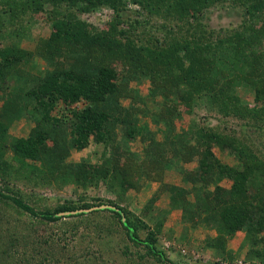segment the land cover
I'll return each mask as SVG.
<instances>
[{"label": "trees", "instance_id": "1", "mask_svg": "<svg viewBox=\"0 0 264 264\" xmlns=\"http://www.w3.org/2000/svg\"><path fill=\"white\" fill-rule=\"evenodd\" d=\"M130 5L138 7L141 10L140 15L145 12V18L142 17V20L126 18ZM216 6H230L240 10L244 16L242 25L217 35L215 32L207 31L200 16ZM102 8L113 11V21L118 26L126 23L130 28L118 31L115 29L111 33L99 32L79 17ZM42 15L48 16L47 20L50 19L52 27L50 38L37 49V53L47 64L45 73L35 75L22 68L21 63L26 54L20 53L19 48L7 47L0 51V89L2 92L7 88L11 90L9 94L4 93L1 97L6 103L0 110V146L4 147V149L2 147L3 153L12 152L20 166L26 167L24 161L27 160L62 162L65 152L60 148L57 151L56 144L70 146L78 151L85 150L91 140L97 145L105 144L112 135L117 137L118 125H121L123 134L126 130L129 136L135 138L137 132L132 129L129 131L127 119L120 113L117 116L116 113H114L116 115L108 114L107 111L110 106H117L115 103L119 98H116V95L122 86L116 83L119 72L126 73L127 77H129L127 73H131L132 79L138 80L139 83L146 77L152 79L154 83L158 82L159 86L179 82L178 90L171 93L175 97H177L175 93L179 94V97L185 101L192 99V102L197 103L200 96L193 95V68L196 67L193 65L191 68V59L201 70L209 71V74L207 71L202 74L204 81H209V91L207 90V94L203 95L209 112L216 113L224 119H233L241 127H246L245 124L250 121L248 118L252 116L251 119H254L257 129L264 128V108L252 110L249 103L243 102L233 95L234 92L233 94L230 92L233 86H243L254 93L257 102L263 99L264 49L256 53L253 39L257 35L253 27L264 24V0H1L0 2V24L5 20L3 27L9 24L15 28L14 38H29L30 27L35 26ZM155 17L164 21L163 25H158V30L166 28L169 21H175L169 33L172 34L171 39L168 41L167 35L164 41L166 47L158 51H154L146 43L144 45V38L147 40L149 37L144 36L146 34H139V31L146 29L145 25ZM193 23H197L196 26L199 27L193 37L180 39L173 35L175 28L180 32L185 26ZM148 41L150 42V39ZM208 50L214 53L213 61L199 57L212 53ZM248 51L250 54L246 53ZM256 54H261L259 63L254 62ZM110 55L113 57L108 66L105 61ZM97 56L96 59H100L98 62L95 59ZM61 60L62 64L68 62L67 65L70 67L61 69ZM98 63L102 65L99 66ZM119 64L123 65L125 72L122 69L116 70ZM185 66L191 70L189 68L186 70ZM51 67L53 70H50ZM245 67L248 69L247 72ZM217 70L218 73H214ZM191 71L192 76H190ZM167 74L170 76L168 77ZM165 77L168 82L161 81ZM12 78L25 79L22 84L16 82L10 86L8 83ZM195 84L197 86L195 93L202 91L206 93V87H201L203 90L200 91L197 82ZM81 101L87 104L84 108L72 109ZM56 112H62L61 117L54 115ZM142 112L148 113L145 110ZM164 113L165 111L155 113V120L156 117L159 119L160 116H164ZM21 118H31L35 127L28 138L14 139L10 142V147H6L8 140L4 127ZM168 120L170 122L173 117L166 121ZM224 133L225 131L219 129H203L197 137L199 146L181 152L176 162H168L165 167L163 164L160 165L162 166L160 172L165 168L176 167V170L182 174L185 186L162 184L160 193L168 195L169 209L155 216V210L151 205L160 197L155 196L146 206L147 220L130 211L129 206L126 205L129 191L139 189L143 172L137 170L125 173L118 167L120 161L108 162L107 159L105 160L106 155L101 166L81 162L74 170V176L78 183L99 186L101 181L107 180L110 175L111 179L105 182L110 184L111 190L117 192V202L109 201L105 204L101 202L95 205L68 202L56 204L55 207L50 203L45 205L44 210H40V206H37V209L27 203L22 193L11 187V179L19 178L6 176L7 170L11 168L9 165L5 167L2 165L0 208L11 205L20 215L25 214L33 220L51 224L62 223L67 218L84 219L88 216V223L85 219V226L93 230V233L111 236L115 232L122 237L123 242H128L123 249L120 248V252L126 262L133 264H176L166 254V249L159 245V237L164 230V217L171 209L180 210L184 222L190 223L193 228L204 225L209 230L215 228L220 232L217 238L206 242V248H211L219 257L229 260L236 257L237 253L227 250V245L237 232L244 231L246 234L244 246L249 245L251 248L247 259L259 260L264 264V247H262L264 246V155H257L251 148L253 142L248 135L243 134L241 139L237 132H233V135ZM142 134L145 135L146 132ZM52 140L54 147L48 145ZM228 143L233 145L230 150L231 155L237 157L233 166L222 163L212 151L213 146L225 149L224 146ZM151 146L149 152L152 150ZM124 152L128 155L132 154L129 148H125ZM118 154L121 156L115 151L111 155ZM196 156L199 166L192 171H186L183 164L193 162ZM148 175L155 180L161 179L159 173L150 172ZM226 180L232 181L229 189L220 185ZM100 206H111L115 209L94 210L86 215V210ZM6 218V216L0 217V226L10 224ZM115 226L117 229L114 228ZM1 231L0 264L34 262L35 258L29 255L27 249L17 248L18 240L13 235ZM6 239L10 241V245L7 243L8 246H4L3 243ZM45 242L49 241L45 240ZM61 261L59 257L55 263L63 264L64 262ZM89 263L97 264L96 258L92 257Z\"/></svg>", "mask_w": 264, "mask_h": 264}, {"label": "rangeland", "instance_id": "2", "mask_svg": "<svg viewBox=\"0 0 264 264\" xmlns=\"http://www.w3.org/2000/svg\"><path fill=\"white\" fill-rule=\"evenodd\" d=\"M49 8L51 7L49 6ZM139 11L141 10H139L138 7L130 5L126 18L142 20V17L145 18L146 13L144 12L140 15ZM113 16V11L108 8H102L92 13L79 15L82 21L92 25L93 28L99 32L108 31V33H111L115 31V29L118 31L119 29L130 28V25L126 23L118 26L117 23L113 21ZM47 17V15H42V18H39L40 21L35 26L30 27L29 38H14L13 32L16 31L14 30L15 28L11 27L9 24L3 27L5 25V20L0 24V27H3L2 29L0 28V51L3 50L2 48L7 47L13 49L19 48L18 50L20 53L26 54L21 63L22 68L35 75H40L41 72L45 73L47 69L46 62L41 58L40 54L37 53L39 45L44 44L45 40L50 38L52 33L51 21L49 18L48 21ZM200 18H202L201 22L206 26V30L215 32V35H217L222 31L233 30L241 26L244 16L242 12L236 8L230 6H216L202 13ZM163 23L164 21L162 19L155 17L152 21H149L148 25H145L146 29H141L139 31V34H146L144 36L149 37L147 40L144 38L143 44L145 45L146 43L147 46L153 48L154 51L165 48L164 41L167 35L168 41L172 36V34L169 33L171 27L175 25V21H169L166 28L158 30V25H163ZM196 25L197 23L189 24L187 27L185 26L186 28L184 27L181 29L180 32L175 28L173 30V35L178 38L180 37V39L187 36L193 37V35L197 33L196 30L199 28ZM134 29L136 30V27H134ZM163 29L167 30L164 31ZM253 30L257 35L256 38L253 39V43L255 44L254 48L257 51L256 53H259V50L262 51L264 49V24L255 25ZM149 39L150 42L148 41ZM208 51L212 53H206V58L203 56L199 57L206 61H213L212 54L214 53L213 51ZM14 53L16 54L17 50ZM246 53L250 54L249 51ZM256 55L257 57L254 62L259 63L261 54ZM103 57L104 56H102V58ZM112 57L111 55L107 57L108 60L106 59L107 61H105L106 65H110ZM96 58H98V56L95 57V59ZM96 60L98 62L100 59ZM60 63L61 69L70 67L67 65L68 62L62 64L61 60ZM98 65L101 66L102 64L98 63ZM145 65L147 66V64ZM193 65L196 68H193ZM122 66L123 65L120 64L117 65L116 70L121 71L122 69L124 71ZM149 66L150 65H148V67ZM190 66L194 69H192L194 72V81L192 82V87L194 89L193 95L200 96L197 103L194 101L192 102V99L185 101L179 97V94L175 93L176 96L179 97L177 98L171 93V91L176 92L178 90V87H180L179 82L176 84L159 86L158 82L154 83L152 79L148 77L139 83L138 80L132 79V76H130L132 75L131 73H127L129 77L126 76V73H117L116 83L122 85L116 95V98L118 97L119 99L115 103L117 106H110L107 111L108 114L116 113L117 116L121 114L122 117L127 119L129 127L125 125L128 127L129 131L132 129L137 132L135 138L129 136L126 130V135L123 134L121 125H118L116 128L117 137L112 135L105 144L97 145L91 140L90 145L82 151H78L76 148L70 146H68L70 147L68 148L66 145L56 144L57 151L60 148V150L65 152V157L62 162L57 163L51 161L50 163L47 161L34 162L27 160L24 161L26 167L20 166L15 161V156L12 152L8 154L3 153L4 147L0 146L1 169L2 165L3 167L9 165L11 169L7 170L6 176H16L19 178L18 180L15 178L11 179V187L15 191H20L23 195L21 196L27 203L35 208L40 206V210H44L45 205H50V203L54 206L56 204L61 205L68 202L78 205L84 203L95 205L101 202L105 204L109 201L117 202V192L111 190L110 184L105 182L111 179L110 175H108L107 180L101 181L99 186H91L88 183H78L77 178L74 176V170L77 169V166L81 162L90 163L92 166H101L103 164V158L106 155L107 158H105V160L107 159L108 162L111 161L115 163V161H120L118 167L124 170L125 173L135 172L137 170L140 173L143 172L141 184L138 186L139 189H132L129 191L126 196L128 199L126 205L129 206L130 211L142 218L145 217L144 219L147 220L148 215L145 214L148 213H146L145 209L155 196H160L159 199L151 205L155 210V216L169 206L168 195L166 193H160L162 184L179 187L185 186L182 174L176 170V167L170 169L165 168L164 171L160 172L162 170V166L160 165L163 164L165 167L168 162H176L177 156L180 155L181 152L199 146L197 137L203 129H219L225 131L224 134L229 135H233V132H237L238 137L241 139L242 136H244L243 134L246 136L248 135L253 142L251 148L254 149L257 155H264V128L257 129V126L254 124V119H251L252 116L248 118L250 121H247L246 124L244 123L246 127H241L240 124L233 119H224L216 113L209 112L206 99L203 97V95L207 94L209 81H204V77L202 76L208 69L201 70L192 59L190 60ZM159 68H161V66H159ZM188 68L189 67H186V70ZM191 68H189V70H191ZM50 70H53V68L51 67ZM247 71L248 69L245 67V72ZM193 72L190 73V76L193 75ZM207 73L209 74V71H207ZM214 73H218V70L216 72L214 71ZM171 74L174 75L172 71ZM167 76L169 77L170 75L167 74ZM13 78L9 81L8 85L12 86L16 82L18 84L24 83L23 79L25 78H18L17 80ZM161 81L168 82L166 77L161 79ZM196 82L200 91L203 90L201 87H206V93H202L203 91L195 93L197 88ZM203 83L205 85H203ZM230 90L232 94L234 92L233 95L235 97L242 99L245 103H249L252 110L254 108H264V94H262L263 99L257 102L254 93L243 86H233ZM10 91L9 88H7L5 92H2L0 89V110L6 103L1 97L4 93L9 94ZM86 105L87 104L81 101L79 104L74 105L72 109H82ZM143 110L148 113L142 112ZM161 111H165L164 116H160L159 119L156 117L155 120L154 114H159ZM62 112H56L54 115L61 117ZM172 117L173 120L170 122L169 120L166 121L167 119H172ZM4 121L8 123V121ZM251 125L254 127H251ZM34 127L35 123L31 118H21L12 123H8L6 128L4 127L8 140L6 147H10V142L14 139L28 138ZM144 131L146 132L145 135L142 134ZM144 137L146 140H144ZM53 143V140L49 141L48 145L54 147ZM234 145H236L235 142ZM150 146L152 150L149 152ZM125 148H129L132 154H126L124 152ZM224 148L225 149L219 146H213L212 151L222 163L233 166L237 160V157L231 155L230 150L233 148V145L228 143ZM114 151L120 153L121 156H119V154L116 156L111 155ZM198 161L196 156L193 162L183 164V168L186 169V171H192L199 166ZM150 172H152V174L159 173L161 175L160 181L150 177L148 175ZM91 176H88V178ZM2 182L5 183V181ZM220 185L229 189L231 188L232 181L226 180ZM212 189H214V186ZM175 212L179 211L177 210ZM181 212H179V214L182 215ZM89 213L90 212H86V215ZM1 216H6V220L10 221L8 225L0 226V228H2L0 229L2 230L1 232L5 231L13 235V237L18 240L17 248L27 249L29 255L35 258L34 262L30 264H57L55 262L59 257L62 259L61 262H64L63 264H84L85 262V264H90L89 260L92 257L96 258L97 264H133L132 262H126L120 252V248L123 249V246L127 245L128 242H123L122 237L116 235L115 232L111 236L93 233V230H89V228L85 226V219L87 222L88 216L84 219L67 218L64 219L62 223L51 224L33 220L25 214L20 215L17 213L16 208L11 205H9V207L2 206V208H0V217ZM174 218L176 219L174 216L170 219H166L168 220L167 222H174ZM200 227L207 229L204 225L195 227L192 232L195 241H192L190 243L191 245L188 244L184 246L182 242L180 245H177L173 243V240H168V228L166 230L164 229L162 235L159 237V245L161 248L166 249V254L175 261L176 264H239L240 262L245 264H262L259 260L252 261L247 259L248 252L251 248L249 245L244 246L246 235L244 231L237 232L228 242L227 250L237 253L233 260H229L221 256L219 257L211 248H206V241L217 238L220 232L215 228L212 230L207 229L209 232L215 233L211 236L209 233H205V230L203 231L200 229ZM72 228L74 229L71 231ZM114 228L117 229L116 226ZM103 238L105 239L103 240ZM180 238H184L181 232L178 233L176 240L178 241ZM45 240L49 242L46 243ZM3 243L4 246L10 245V241L8 242L7 239L4 240ZM1 245L2 241H0V247ZM17 259H19L18 255Z\"/></svg>", "mask_w": 264, "mask_h": 264}, {"label": "crops", "instance_id": "3", "mask_svg": "<svg viewBox=\"0 0 264 264\" xmlns=\"http://www.w3.org/2000/svg\"><path fill=\"white\" fill-rule=\"evenodd\" d=\"M169 198V197H168ZM169 206L167 208H164V210H168ZM177 210H170V212L166 215V217H164L165 219H170L173 216L176 217L175 221L173 222H167L168 220L166 219L165 225H164V229L166 230L168 228V235L169 237L168 240H173V243L180 245L181 242L184 243V246H187L188 244H190L192 241L194 240V236L192 234L194 228L191 226L190 223H185L183 220V217L181 214H179V212H181L180 210H178L179 212H175ZM182 213V212H181ZM203 231L205 230V233H209V235H214V232H209V230L201 228ZM181 232L184 235V238H180L178 241L176 240V237L178 235V233ZM189 238V239H188ZM207 242V241H206ZM191 245V244H190ZM214 254V253H213Z\"/></svg>", "mask_w": 264, "mask_h": 264}, {"label": "water", "instance_id": "4", "mask_svg": "<svg viewBox=\"0 0 264 264\" xmlns=\"http://www.w3.org/2000/svg\"><path fill=\"white\" fill-rule=\"evenodd\" d=\"M104 209H115L114 207L111 206H100V207H95L90 210H86V212L94 211V210H104Z\"/></svg>", "mask_w": 264, "mask_h": 264}, {"label": "built area", "instance_id": "5", "mask_svg": "<svg viewBox=\"0 0 264 264\" xmlns=\"http://www.w3.org/2000/svg\"><path fill=\"white\" fill-rule=\"evenodd\" d=\"M237 264V263H236ZM239 264H245V263H243V262H240Z\"/></svg>", "mask_w": 264, "mask_h": 264}]
</instances>
